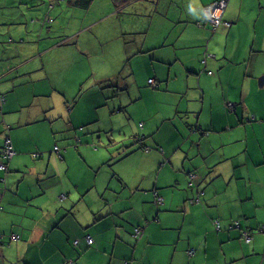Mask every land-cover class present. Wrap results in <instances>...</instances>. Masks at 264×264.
Masks as SVG:
<instances>
[{
    "label": "crops",
    "instance_id": "0c3cea01",
    "mask_svg": "<svg viewBox=\"0 0 264 264\" xmlns=\"http://www.w3.org/2000/svg\"><path fill=\"white\" fill-rule=\"evenodd\" d=\"M76 1L0 0V94L5 97L0 99V139L10 137L16 152L7 160L9 171L0 169V264H106L112 253L131 257L130 246L113 243L116 218L146 224L150 233L155 185L164 197L162 228L165 219H174L172 231L181 223L205 225L196 233L204 235L203 241L194 233L177 241L173 232L177 242L155 252L160 262L209 264L206 247L215 237L226 240L233 256L242 245L228 264L249 258L244 245L254 254L255 240H234L254 228L258 212L253 204L260 207L261 192L257 199L249 187L256 185V167L264 165V136L258 134L264 132V0H228L223 21L231 26L218 27L203 11L215 0H92L86 8ZM104 17L113 19L108 30L121 35L120 44L114 36L108 44L118 52L102 61L101 77L89 91L81 88L70 98L66 77L73 72L80 77L83 56L96 52L91 46L97 38H81L82 30L98 26ZM84 100L94 101L98 112L87 116ZM139 116L142 126L133 121ZM40 129L48 130L46 139L34 138L31 131ZM140 135L147 139L137 142ZM104 138L111 157L101 152V161L90 143ZM248 152L253 160L244 157ZM196 154L204 156L201 166L213 169L204 182L208 205L184 200L185 171L192 169ZM166 157L172 167H158ZM3 160L0 156V164ZM116 165L127 176H119ZM105 166L113 168L112 176ZM120 195L126 201L120 202ZM137 196L139 205L132 210L131 197ZM182 201L185 212L175 213ZM216 219L224 234L214 232ZM237 219L244 231L228 229ZM12 233L21 238L12 240ZM153 233L164 241V230ZM87 234L98 249L86 260L74 241L83 249ZM188 245L197 247L195 255L185 254Z\"/></svg>",
    "mask_w": 264,
    "mask_h": 264
},
{
    "label": "trees",
    "instance_id": "16d2710c",
    "mask_svg": "<svg viewBox=\"0 0 264 264\" xmlns=\"http://www.w3.org/2000/svg\"><path fill=\"white\" fill-rule=\"evenodd\" d=\"M77 2V1H76ZM92 0H78V4L80 6H82L83 8L88 7L91 4ZM209 5V4H208ZM227 6H228V0H227ZM149 83L152 84L154 87L158 86V83L153 79L152 82ZM0 99L2 100V102L5 101V97L4 95L0 94ZM228 103V102H227ZM226 103V104H227ZM234 110V109H233ZM250 118H247V120H249ZM252 120V119H251ZM197 130V128H196ZM203 133L205 134H209L211 132H213V129L209 130L208 129H200ZM7 139H10V137H6L4 144L1 146L0 148V156L3 157V161L2 163H5L6 165V169H2L5 172L9 171L8 168V162L7 160H9L11 157L6 158L4 156V148H5V142ZM135 139L137 140V142H142L144 139H147V136L144 135H140V136H135ZM11 141V139H10ZM12 144V141H11ZM252 145L256 146V142H253ZM250 145V150H252ZM13 146V144H12ZM159 147V146H158ZM142 148V147H141ZM14 149V147H13ZM55 151L57 152V154L59 155L60 158H62V155L60 153V146L59 145H55L54 147ZM145 150H151V147L146 145L145 146ZM244 150V149H243ZM249 150V151H250ZM159 151L164 152V148L159 147ZM15 152V150H14ZM16 153V152H15ZM14 153V154H15ZM248 154L250 155V157L253 160L254 154L253 153H246L244 157H248ZM36 157H38V155H35ZM39 156H42L39 155ZM192 169L190 168V170H186L185 171V175H186V183H185V187L184 189L186 190V194L187 197L184 199L185 201L188 200V203L190 204H199V203H205L206 205H208L207 202V197H206V183L204 184V182H206V180L208 179V175L209 173H211L213 171V169H209V165H202V163L204 162V156L202 155H194L192 158ZM122 160V157L119 159L117 158L116 162H120ZM185 164L188 165L190 164V160L186 159ZM171 166V161L169 160V158H166L165 160L162 161L161 166ZM1 169V168H0ZM4 179V178H2ZM215 179V178H214ZM212 179V180H214ZM211 181V180H210ZM208 184H211L212 181ZM222 184L225 183V180H222L221 182ZM125 187V191L129 190L130 188L127 185H124ZM159 188L155 185L154 189H153V198H152V202H154V206H155V210L154 212L148 217L150 218L151 224L150 227H152V230L149 233V230L147 229V225L146 224H142V223H133L132 220H130L129 218H126L125 220L119 218H116V226L114 227L118 232L115 234V241L114 242H121L122 245H125L127 247L130 246L131 249V257H126L125 255H120L121 257H115L112 253V255L110 254L108 259H107V263L106 264H120L122 262V264H167L166 262H160L157 257H155V252L160 249L162 246L167 247V246H172L173 244H175L177 241H182L185 238H189V236H193V233L196 235V233L201 232V230L205 227V225L203 224H199V223H195V226H189V225H182V223L178 226V228L174 229V231L170 230L173 221L172 220H168L165 219V222L167 223L166 226L164 228H162L161 226V219L159 217L160 214V207L163 205L164 203V197L162 194H160ZM206 192V193H205ZM188 193L190 194L188 196ZM202 198H200V197ZM118 200L121 201H126V196L124 195H120L118 197ZM118 200H116L115 202H117ZM139 200L140 197L137 196L135 199H133L131 197L130 200V209H134L133 207L136 206L135 205H139ZM204 202H203V201ZM184 201L180 204V208L182 206V209H177L174 210V212L176 213L178 211V213L183 214L185 212V206H184ZM146 210V209H145ZM144 210L145 213H143V217L147 218L146 215V211ZM150 211H147V213H149ZM120 212L116 211L114 214L118 215ZM184 218V215H182ZM104 218V217H102ZM132 218V217H131ZM98 220L100 221V223H102L101 219L98 218ZM191 221V220H189ZM215 223V229L214 232L216 233V235H218L220 232L226 231V230H222V226H221V222L219 219L214 220ZM193 224V223H191ZM148 225V226H149ZM189 226V227H188ZM237 227L238 229H242L243 227H241L239 219H237L233 225H231L230 228H228L229 230H232L233 228ZM120 229V230H119ZM155 229L158 230H164L166 233L163 234V242L160 243V237L158 235H155L153 232ZM205 229V228H204ZM251 229V227H250ZM253 230L256 228H252ZM245 229L243 228L242 231H244ZM264 230V229H263ZM175 231L177 232V241L174 240V238L172 239L171 236L173 237V232L175 233ZM155 233L157 234V232L155 231ZM15 233H12L10 235V238L12 240H19L21 237L19 234V237L17 239H13L12 235ZM224 234V232H223ZM150 236V238H149ZM198 237H200V239H202L204 237V235H196ZM118 237V238H117ZM152 237V238H151ZM220 238V237H219ZM218 237H215V240L212 241L209 244V247L207 249V251L209 252V259H208V263L209 264H228V262L230 260L234 259V256L237 255V253L242 250L240 248V245H237L236 247L238 248L237 250L233 251L234 256L230 255V250H229V244L224 243L226 240L225 239H219ZM242 238L241 235L237 237V240ZM84 239L86 240L85 246L83 247V249L79 248V240H75L74 244L77 245L76 248L78 247L79 250L81 252V256H84V258L87 260L89 255L92 254L94 251H96L98 248L95 247V243H96V239L94 238V236L92 234H87L84 236ZM152 239V240H151ZM154 240V241H153ZM204 240V238L202 239V241ZM242 240V239H241ZM201 241V242H202ZM242 246V245H241ZM223 247V248H222ZM185 254L189 257V256H193L196 254L197 252V247L194 245H188L185 249ZM229 253V254H228ZM228 254V255H227ZM237 258V257H236ZM263 258H264V253H263ZM239 259V258H238ZM244 259H248V257H244ZM237 262V261H236ZM250 262V261H249ZM169 264H172V261H168ZM186 263V262H185ZM235 263V262H234ZM81 264V263H79ZM93 264H100V263H93ZM188 264V263H186Z\"/></svg>",
    "mask_w": 264,
    "mask_h": 264
},
{
    "label": "rangeland",
    "instance_id": "374dc122",
    "mask_svg": "<svg viewBox=\"0 0 264 264\" xmlns=\"http://www.w3.org/2000/svg\"><path fill=\"white\" fill-rule=\"evenodd\" d=\"M102 2H103L102 0H99V4L102 3ZM205 7H204L203 11H204L205 16H207L206 13H205ZM226 9H227V0H226V8H225V11H226ZM92 10H94V8H92ZM225 11H224V13H225ZM224 13H223V16H222V20L224 18ZM112 22H113V19L111 17H104L103 20H100V21L97 22L98 26H95V27L91 26L89 29H83L82 30L81 38H83V39H86V38L91 39L93 36H95L97 38V41L94 44H92V46H91L93 48V50H95L96 52H94L91 57H84L83 56V62H82V68H81L80 77H78V75L76 76V72L75 73L73 72V76H69L68 75L66 77L67 93H68V95L70 94V98L73 97V95L71 93H74L76 90H77V92H79V90L81 88L82 89H86V92L89 91L91 84H94L93 83V80L96 79V78H98V77H101L100 74H99V68L103 64L102 61H104V59L107 58V56H109V61L110 60H113V55L112 54L118 52L116 49H110V48H108V44H110L111 37L114 36V39H113L114 41L113 42L115 44H120L121 41H122V39L120 38L121 35H118V33H115V32H110L108 30V26L109 25H112ZM222 24H228V26H231L230 23H226L224 21L222 22ZM222 24H220V25H222ZM115 25H116V22H115ZM102 27H103V32L98 33V31ZM214 27H218V26H214ZM133 42L134 41H132V43ZM92 59H94L95 62H93L92 64H90V60H92ZM107 68L112 71L111 66H109ZM78 69L79 68H77V70ZM210 70H211L210 73H212L213 70L212 69H210ZM76 77H77V79L78 78L81 79V81H77L76 82ZM86 94H88V93H86ZM83 106H84L85 111H86L84 113L87 116H91L90 114H92L93 109L95 110L96 113L98 112L97 109H95L94 101H92V100H90V101L89 100H84L83 101ZM69 113H71V112H69ZM84 113H83V118H84ZM149 113H152V112H149ZM65 115H66V112H65ZM72 117H73V120L76 121V117L75 116H72ZM138 119H140V116L137 119L135 118V120H133V121L136 122L138 125H140ZM133 121H131V123L129 125V131L128 132H130V126H134V122ZM151 121L152 120H150V122ZM108 124H109V122L107 121V124L106 125H108ZM56 126L59 127V124H57ZM140 126H142V125H140ZM47 129H49V128H47ZM49 130H51V129H49ZM146 130H149L148 127H147ZM31 132L34 133V138L37 137V140L46 139V136H47L46 134H48V130H41V129L40 130H36V131H31ZM83 134H84V132H83ZM258 134H260V135L262 134L264 136V132H262V133L261 132H258ZM169 140L173 141L172 138H169ZM2 141L4 142V140L1 138L0 139V143H2ZM108 142H109V140L107 138H104L99 143H96V142H91L90 143L91 149L94 150V149H97L98 148V150H94V151L95 152H100V156H98V155H96L94 153V155H95V157H96L97 160L100 159L101 161H103V158L102 157H104V155L102 156L101 155V152H103V153L107 152L109 154L108 159L111 157V154H110L109 150L107 149ZM251 148L254 149L255 146L252 145ZM111 149L113 150V147H111ZM75 150H76V147H75ZM168 150L169 151L171 150V152H172L173 148H169ZM257 152L260 153L261 156H262V151L258 147H257ZM84 153L91 154V151L84 152ZM78 156H80L79 155V152H78ZM166 158H168V157H166ZM75 160H76V155H75ZM82 160H84V158H82ZM182 161L183 160L181 159V161H180L181 164H182ZM224 164L225 165H228L229 162H224ZM160 165H161V162L159 163L158 167H160ZM115 167H116V170L118 171V175L119 176H120V174H121V176L122 175L123 176L125 175L124 172H123V169L121 168V166H117L116 165ZM221 167L222 166H221V163H220L219 166H218V168L219 169H223ZM256 168H259L260 169V171L258 173V179L256 181V185H254V182H253L250 185V187H249V190H254V191L257 192L255 196H257V194L259 192H261L260 193V196H259V200H260L259 201V204H260V207H257L255 204H253V210L256 211V213L258 212L255 215V217L252 219L253 222H254V224H255L254 228H256V229H254L253 231H252V229H249L250 231L249 230H245L244 233H243V238L244 239L243 238H240L238 240H234V242H237L238 244H240V240L241 239L243 240L244 243H251L253 240H255L254 241L255 251H254V254H253L252 253L253 252V249L251 248V246L244 245V249H245V251L248 254H250V257L248 259H240L239 261L235 262L234 264H264V258H263V253H264V230H263L264 229V165L259 166V167H256ZM103 171L104 172L105 171H108V173L110 174V176H112L113 168H111V170H110V167L109 166L108 167L105 166L103 168ZM105 173H107V172H105ZM118 175H115L114 176L115 179H116L114 181H117V182L120 183V179L118 178ZM125 176H127V175H125ZM127 179H128V177H127ZM115 184H116V182H113L112 183L113 186ZM257 199H258V196H257ZM248 203L252 205V203H250V202H248ZM173 215H175V213H173ZM211 242L212 241L210 240L209 244ZM206 248H208V247H206ZM241 249L243 251V248L242 247H241ZM256 259L259 260V261H256Z\"/></svg>",
    "mask_w": 264,
    "mask_h": 264
},
{
    "label": "built area",
    "instance_id": "2783aa9c",
    "mask_svg": "<svg viewBox=\"0 0 264 264\" xmlns=\"http://www.w3.org/2000/svg\"><path fill=\"white\" fill-rule=\"evenodd\" d=\"M226 8V0H216L213 3L207 5L205 7V13H206V19L211 22L214 26H219L222 24V16ZM153 79H150V82H152ZM14 149L11 144L10 139H7L5 142V148H4V156L6 158L11 157L14 155ZM1 169H6L5 163L0 164ZM19 236L16 234L12 235L13 239H17Z\"/></svg>",
    "mask_w": 264,
    "mask_h": 264
},
{
    "label": "water",
    "instance_id": "95a60500",
    "mask_svg": "<svg viewBox=\"0 0 264 264\" xmlns=\"http://www.w3.org/2000/svg\"><path fill=\"white\" fill-rule=\"evenodd\" d=\"M262 84H263V82L260 81V85H262Z\"/></svg>",
    "mask_w": 264,
    "mask_h": 264
}]
</instances>
